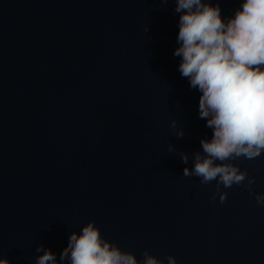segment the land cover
<instances>
[{
    "label": "water",
    "instance_id": "95a60500",
    "mask_svg": "<svg viewBox=\"0 0 264 264\" xmlns=\"http://www.w3.org/2000/svg\"><path fill=\"white\" fill-rule=\"evenodd\" d=\"M217 2L228 19L242 0ZM175 8L0 0V257L10 264H34L41 244L59 261L89 221L140 261L147 249L163 264L169 255L177 264H264L255 196L222 187L221 204L210 199L215 181L182 176L213 130L173 55ZM234 163L264 193V154Z\"/></svg>",
    "mask_w": 264,
    "mask_h": 264
},
{
    "label": "clouds",
    "instance_id": "9594fccd",
    "mask_svg": "<svg viewBox=\"0 0 264 264\" xmlns=\"http://www.w3.org/2000/svg\"><path fill=\"white\" fill-rule=\"evenodd\" d=\"M167 4L169 0H164ZM179 17V71L198 89L199 118L213 130L211 139L202 138L201 151L193 153V167H185L182 176L197 177L202 185L216 182L211 200L217 195L221 204L233 185H243L253 194L258 206H264V193L254 190L256 176L241 170L237 160H255L264 154V0H242L234 16L224 19L219 3L212 0H175ZM176 121H172L175 128ZM183 129L176 132L177 138ZM175 148L169 144V151ZM187 165L188 153L180 151ZM34 264H163V260L143 252V261L131 251L122 250L105 239L94 221L73 231L57 261L50 249L41 244ZM168 264H177L173 255ZM0 264H10L0 257Z\"/></svg>",
    "mask_w": 264,
    "mask_h": 264
}]
</instances>
